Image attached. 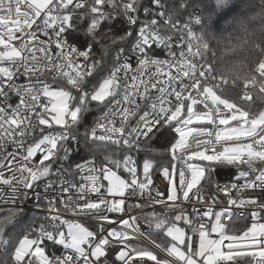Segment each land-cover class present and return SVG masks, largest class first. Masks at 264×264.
<instances>
[{
    "label": "snow or ice",
    "instance_id": "1",
    "mask_svg": "<svg viewBox=\"0 0 264 264\" xmlns=\"http://www.w3.org/2000/svg\"><path fill=\"white\" fill-rule=\"evenodd\" d=\"M172 4L0 0V264H264V132L212 111Z\"/></svg>",
    "mask_w": 264,
    "mask_h": 264
},
{
    "label": "trees",
    "instance_id": "2",
    "mask_svg": "<svg viewBox=\"0 0 264 264\" xmlns=\"http://www.w3.org/2000/svg\"><path fill=\"white\" fill-rule=\"evenodd\" d=\"M183 3L187 4L188 0H180V4ZM192 6L201 13L200 44L213 63L216 74L223 80L219 94L244 107L248 117L257 116L264 110V94L253 90L245 101L242 87L257 78L258 63L264 55V0H196ZM177 10L179 6L170 5V13L178 14ZM226 14V19H220ZM163 144L161 138L149 146V151L153 156H158L164 150ZM97 159L102 161V155ZM228 179L225 172H220L212 178V183ZM204 186L209 188L208 183H204ZM32 214H29L30 217ZM250 225L248 217H235L231 231L239 233Z\"/></svg>",
    "mask_w": 264,
    "mask_h": 264
},
{
    "label": "built area",
    "instance_id": "3",
    "mask_svg": "<svg viewBox=\"0 0 264 264\" xmlns=\"http://www.w3.org/2000/svg\"><path fill=\"white\" fill-rule=\"evenodd\" d=\"M184 5H185L184 3L180 4L179 10H177L178 14H172L170 12L169 14L171 15L173 21H179L181 24H184L185 22H187L188 24V37L192 45V51L194 53L193 59L197 66L196 71L203 72L202 76H197V79L200 80L202 90H206L210 88L218 92L222 88L223 80L221 79V77H219L216 74L213 63L210 61L207 53L203 50L200 44V34H199L200 25H201L200 10L194 6L185 8ZM144 19L145 17L142 12V14H140V20L143 21ZM160 58L162 59L166 58V52L162 53ZM256 72H257V78L254 79L253 81L246 82L245 85L242 87V98L245 101L249 99L250 92L253 90L264 94V55L259 60ZM207 99L211 102L210 107L214 113L215 112H219L221 114L230 113L229 120L233 117L235 111L231 109L223 108L219 105L214 104L208 95H207ZM238 106H239V109L244 110L248 114V112L244 109V107L240 105ZM197 108L199 110V109H202L203 106L198 105ZM232 125L233 124H231V126ZM257 129L264 132V120L261 126ZM80 131L82 132L83 129H81ZM251 134L252 133H250L249 135ZM142 156L143 155H141L140 157L141 161L143 160ZM227 181H219V183L224 184ZM215 183L213 184V186L215 185ZM157 184L161 188V190H163L164 186L160 183L159 179L157 180ZM204 195L205 196L209 195L208 187L206 186H204ZM28 207L32 209L31 213H37L39 215L43 214L39 208L33 207L32 202H29ZM66 217H67V214H66ZM236 217L241 218L239 215H237ZM245 217H248L250 219V217L247 216V214H245L244 218ZM240 251H247V249H240Z\"/></svg>",
    "mask_w": 264,
    "mask_h": 264
},
{
    "label": "rangeland",
    "instance_id": "4",
    "mask_svg": "<svg viewBox=\"0 0 264 264\" xmlns=\"http://www.w3.org/2000/svg\"><path fill=\"white\" fill-rule=\"evenodd\" d=\"M206 91L208 93L209 98L214 104L235 111L233 117L229 120L230 124H233L231 126L232 128H248L255 130L261 126L264 120L263 111L257 116L250 118L244 110L239 109V106L237 104H235L231 100L225 99L219 94V92H216L210 88L206 89ZM250 133L251 132H249L248 134Z\"/></svg>",
    "mask_w": 264,
    "mask_h": 264
}]
</instances>
